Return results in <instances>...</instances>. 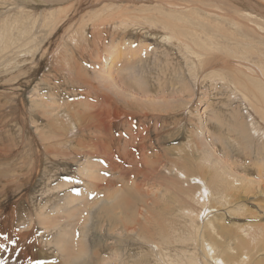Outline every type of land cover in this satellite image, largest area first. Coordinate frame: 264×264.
<instances>
[{"label":"rangeland","instance_id":"rangeland-1","mask_svg":"<svg viewBox=\"0 0 264 264\" xmlns=\"http://www.w3.org/2000/svg\"><path fill=\"white\" fill-rule=\"evenodd\" d=\"M76 1L0 0V261L19 264L30 247L34 264H159V251L170 249L178 264H192L202 256V244L190 241L192 218L198 227L210 229L209 221L230 233L244 226L251 236L264 235V33L244 19L236 29L201 8V1L219 8L224 0H104L99 7V0H82L83 15ZM168 2L183 4L175 11L192 13L211 31L195 26L194 49L152 36L143 46L134 31L110 21L123 10L151 17L147 27L162 31ZM131 42L142 52L136 59L126 50ZM114 47L121 48L112 49V65L107 51ZM197 51H205L207 71L200 70ZM113 111L121 123L106 133L102 124L116 118H101ZM198 143L205 149L198 151ZM230 175L255 183L254 194L239 190L224 203L227 185L237 189ZM63 182L70 187L60 188ZM202 186L206 209L198 202ZM43 219L58 229L46 231ZM178 235L188 242L173 245Z\"/></svg>","mask_w":264,"mask_h":264},{"label":"bare ground","instance_id":"bare-ground-1","mask_svg":"<svg viewBox=\"0 0 264 264\" xmlns=\"http://www.w3.org/2000/svg\"><path fill=\"white\" fill-rule=\"evenodd\" d=\"M104 0H99V1H96L95 4L97 7H99V5L103 2ZM158 1V0H157ZM161 1V0H160ZM159 1V2H160ZM163 1V0H162ZM166 2V0H164ZM169 1V0H168ZM192 1V0H191ZM208 1V0H207ZM218 1V0H216ZM264 1V0H263ZM262 0H250L248 2H245V0H224V1H220V5H219V8H217V5L213 2H206V1H201L200 4H201V8L206 12V14L208 15H216V16H220V20L223 19L225 20L226 22H228V25L229 26H232V27H235L236 29H241V25H240V19H244L245 21H247V23H249L250 25H252L253 27L251 28L252 30H254V33L255 31H261L264 33V9L260 8L263 3ZM112 2V1H111ZM139 2V1H138ZM82 0H77L76 3H75V11L76 12H79L80 15H83V13L85 12L84 10H82ZM124 3V2H123ZM157 3V2H156ZM162 3V2H161ZM197 3V2H196ZM242 3V4H241ZM252 4V6H250V4ZM256 3V4H254ZM177 5H180L179 3H176ZM176 4L172 3V2H168L167 4H165L166 8H170V12L169 14H163V17L160 19V22L163 24L164 26V29L162 31H158V30H155V28L153 30H150V28H148L146 24V22H150V21H147V18H151V17H148V16H144L142 14L140 15H136L138 17H130L128 16L129 14L124 13L123 10L122 11H119L118 15L114 16V18L110 21H114L117 19L120 21V26H126L125 27V30L127 29V32H131V31H134L133 33H136L135 36L138 35L139 37V40L140 42L142 41V44L143 46H146L145 44H143V42L145 41V39L147 37H150L152 36L153 39H161V40H165V41H168V42H171V43H174L176 45L179 44L182 48H184L185 50L187 51H190L192 49H194V41L196 39L199 40V37L197 36V33H199V29H203L202 33L203 34H208L206 33V31L209 29L206 30L205 26L203 25V20H196L195 19H190L192 17V13L190 12H186V14L184 15L183 13H179L175 10H177L176 8ZM243 4H246V6H249L246 7L245 5ZM105 5V4H104ZM161 5V4H160ZM183 6V4H181ZM180 5V6H181ZM194 5V4H193ZM184 6H187V5H184ZM189 6V5H188ZM199 6V5H198ZM257 6V7H256ZM124 7V6H123ZM126 7V5H125ZM130 7V6H129ZM133 7V6H132ZM160 7V6H159ZM189 7H192V6H189ZM188 7V8H189ZM197 7V5H196ZM195 7V8H196ZM215 7L217 9H221V13L219 14V12L215 11ZM251 7V8H250ZM264 7V5H263ZM105 8V7H104ZM109 8V7H108ZM108 8H106L108 10ZM112 8V7H111ZM187 8V7H186ZM125 9V8H124ZM165 9V8H164ZM185 9V7L183 8V10ZM200 9V8H198ZM180 10V9H178ZM189 10V9H188ZM104 10H100L99 12H103ZM112 11V10H111ZM182 12V11H180ZM159 13V12H158ZM133 14V13H132ZM112 16V15H111ZM203 16V14H202ZM215 17V16H214ZM69 18V15L65 16L64 19H68ZM202 18V17H201ZM217 18V17H216ZM63 18L61 19V21L64 20ZM203 19V18H202ZM140 20H144V22L140 21ZM156 20V19H155ZM217 20V19H216ZM157 21V20H156ZM243 21V20H242ZM159 22V21H157ZM156 22V23H157ZM206 22V21H205ZM213 22V21H212ZM223 22V21H222ZM160 24V23H159ZM206 24V23H205ZM210 24V23H209ZM213 24V23H212ZM198 26L199 29H197L195 26ZM155 26V25H154ZM217 25H215V28H216ZM219 27V26H218ZM217 27V28H218ZM123 28V27H122ZM213 28V27H212ZM210 29V30H213V29ZM95 29V32L99 31L98 28H93ZM124 29V28H123ZM221 29V27H220ZM217 32L219 29H216ZM214 31V30H213ZM222 31V30H221ZM77 32V31H76ZM211 32V31H209ZM104 33V32H103ZM220 33V31H219ZM262 33V34H263ZM93 34V33H92ZM95 34V33H94ZM210 34V33H209ZM214 34H215V31H214ZM248 34V33H247ZM132 35V34H131ZM191 37H190V36ZM243 35V34H242ZM112 36V39H113V35ZM262 36V35H261ZM106 37V36H105ZM211 37V36H210ZM264 37V36H263ZM133 38V37H132ZM230 38V37H229ZM235 38V37H234ZM202 39V38H201ZM101 40V39H100ZM109 40V37H106L104 39H102L100 41L101 43V46L102 44H106L105 42H107ZM136 40V39H135ZM138 40V42H139ZM150 40V39H149ZM211 40V39H210ZM86 41V40H85ZM230 41V40H229ZM88 42V41H87ZM203 42V41H201ZM205 42V41H204ZM213 42V40L211 41ZM232 42V41H231ZM235 42V41H234ZM240 42V41H238ZM109 43V42H108ZM216 43V41H215ZM233 43V42H232ZM84 44V43H83ZM126 45H128L130 49H126L127 51L129 50V53H128V56L129 57H132V58H137V56H140L142 54L141 50L138 49V47H135L133 44V42L131 43H125ZM237 44V43H236ZM131 45L133 46V48L131 47ZM82 46V45H81ZM80 46V47H81ZM85 46V45H84ZM83 46V47H84ZM218 46V45H217ZM103 47V46H102ZM109 47V46H108ZM196 47H197V44H196ZM195 47V48H196ZM212 47H213V44H212ZM211 47V48H212ZM121 48V47H120ZM119 47H114V48H111V50L107 51V54L109 55L108 59L110 58V63L109 64H114V61L112 60V56L114 55V53L118 52L120 50ZM145 48V47H144ZM209 48V47H208ZM218 48V47H217ZM115 51H113V50ZM142 49V47H141ZM198 50V49H197ZM201 50V49H200ZM82 51H80L79 53H81ZM203 52V51H202ZM205 52V51H204ZM203 52V54H204ZM210 52V50H209ZM212 52V51H211ZM215 52V51H213ZM194 55H196V57H199V62L201 64L200 65V70L202 72L204 71H207L208 70V67L206 65H208L207 63H210V61H205V60H202V56H205V54H200L198 51L197 52H193ZM207 53V52H206ZM93 54V53H92ZM151 54V53H150ZM81 55V54H80ZM193 55V54H191ZM262 55V54H261ZM76 56V55H75ZM214 56V55H213ZM219 56V55H218ZM100 59L101 56H99ZM225 57V56H224ZM239 57V56H238ZM223 58V56H222ZM235 58V57H233ZM243 58V57H242ZM227 59V58H226ZM237 59V58H235ZM134 60V59H133ZM99 61V60H97ZM103 61L104 58H103ZM77 62V60H76ZM100 62L102 61H99V64ZM207 62V63H206ZM79 63V62H78ZM221 63V62H220ZM238 63V62H237ZM254 63V62H253ZM76 64V63H75ZM258 64V63H257ZM80 65V64H79ZM105 65V64H104ZM111 65V66H112ZM250 65V64H249ZM78 66V65H77ZM235 66V64H234ZM239 66V65H238ZM218 67V66H216ZM240 67V66H239ZM79 68V67H77ZM97 68V67H96ZM109 68V67H108ZM114 67H111L109 70H108V78H111V83L113 85H115L117 83V81H115V78L113 77V72H111V69H113ZM251 68V67H250ZM85 70V69H84ZM99 70V69H98ZM192 70V69H190ZM75 71V70H73ZM87 71V70H86ZM90 71V69H89ZM101 72V71H100ZM98 72L102 77H103V73L101 72ZM263 72V71H262ZM119 74V73H118ZM123 74H119V78L122 77ZM237 83V82H236ZM237 88V87H236ZM240 88V87H239ZM246 96V95H245ZM70 97V96H69ZM247 97V96H246ZM58 111V110H57ZM100 113L103 115L104 112H96V114L100 115ZM95 114V113H94ZM105 117V120H103L101 118V123H104L109 117L112 119V118H116L114 120H110L111 122H106L105 124H102L104 126V131H106V133H110L111 130H115V126L116 124H119L121 123V119H122V115H118V112L117 111H113V112H109ZM100 123V124H101ZM57 126V125H56ZM240 125H238L239 127ZM243 126H241V129ZM61 129V128H60ZM78 129L75 125L73 126V130L72 132L74 134H80L78 132ZM97 129H102L101 126H98ZM239 129V128H238ZM62 130V129H61ZM58 131V130H57ZM99 131V130H98ZM245 131V129L243 130ZM242 131V132H243ZM101 140V139H100ZM117 141V140H116ZM115 141V138L113 140V144H116L117 142ZM105 143V142H104ZM104 143H96V145L98 146V149L99 150H103L106 148V146L104 147ZM197 150H202L204 148V146H201L199 143L197 144ZM205 149V148H204ZM111 151V150H110ZM259 151H261L259 149ZM207 154V153H206ZM127 156V155H126ZM203 165V163H201ZM211 164H208L207 165V168H210L211 169V166H209ZM213 165L214 166H219V161L217 160V162L213 161ZM197 167H201V166H197ZM203 167V166H202ZM202 167L200 168L201 171H204V169H202ZM224 168V167H223ZM93 169V168H92ZM199 169V168H198ZM199 170V171H200ZM220 170L222 171V168L220 166ZM225 170V169H224ZM262 170L264 171V166L262 168ZM209 172V170H208ZM212 173L215 175L216 178H222L224 177L223 175H225V173H220L219 172V169H213L212 170ZM248 174V172H247ZM89 175H92L89 174ZM227 175V174H226ZM185 176V175H184ZM195 176V175H194ZM209 176V175H207ZM93 177V175H92ZM232 180L230 182V185L233 184L235 188L237 189H234L232 187L229 186V184L227 185L228 188L227 189H230L231 190V193L226 195L224 193H222V200L224 201V203L227 200V197H230L231 199H234V198H238L239 197V190H242L243 192H245L246 194L248 193H253V190H251V186L255 185V183H253L252 181H249V182H246V180L244 179H238L236 178L235 176H232L230 175L229 176ZM192 178V177H191ZM207 177H202L201 178V183L206 184L207 180H206ZM197 179V178H195ZM190 181V180H189ZM240 182L239 186H235L237 182ZM226 179L224 178L223 180H221V182H219V185L221 187H224V184H225ZM217 183V182H216ZM228 183V182H227ZM247 183V188L244 187ZM263 184V182H260V184ZM74 184V183H73ZM109 184V183H108ZM71 185L70 182H63V184L60 185V188H64V187H67ZM99 186V185H98ZM205 186V189L207 188L208 190L210 189L209 186L207 185H204ZM204 186L200 187L201 188V196H199V200L198 202L200 204L203 205V207H205L204 209H206L208 203L205 202L206 201V198L205 197H208V194L207 192L204 190ZM232 186V185H231ZM70 187V186H69ZM256 187V186H255ZM254 187V188H255ZM202 188L204 190L203 194H202ZM223 190V189H222ZM72 193V192H71ZM121 193V192H120ZM120 193L118 195H120ZM125 193V192H124ZM75 193H72L70 195H68L69 199L68 201L70 202L71 200H74L73 199V196H74ZM191 194V193H190ZM195 194V193H194ZM241 194V193H240ZM247 194V195H248ZM254 194V193H253ZM251 194V195H253ZM263 194H264V187H263ZM77 195V194H76ZM82 196V195H81ZM85 197V196H84ZM122 197V196H121ZM197 197V196H196ZM244 197L243 199L246 200L249 196H242ZM77 198V197H76ZM200 198H203V200L201 201ZM230 199V200H231ZM125 200V199H124ZM196 200V199H195ZM77 201V200H76ZM79 201V200H78ZM68 202V204H69ZM123 202V201H122ZM128 202V201H127ZM197 202V201H196ZM118 203L119 205L120 204V201L118 200ZM124 203V202H123ZM71 204V203H70ZM126 204V203H125ZM196 204V203H195ZM130 205L129 203L127 204V206ZM223 206V205H222ZM111 207V206H109ZM222 208V207H221ZM220 208V209H221ZM107 209V208H106ZM194 209V208H193ZM203 209V210H204ZM61 209H59L60 211ZM201 210L199 211V213L196 215L198 220L200 219V217L202 218L201 215L204 214V211ZM42 211V210H41ZM39 211V213L41 212ZM239 211V210H238ZM245 211V210H244ZM192 213H194V211H191ZM240 212V211H239ZM238 212V213H239ZM44 220V219H43ZM197 221L195 220V218H192V224H193V229H194V233H195V237H191L192 239H190V241H194L195 244L198 246V245H201L200 246V250H201V253H202V256L201 257H196L194 258V262L192 264H264V258H260V253H264V235H262L260 238H256L254 236H251V233L250 232H244L243 229H244V226H241L240 229H242L240 232H236V233H230L228 231H226L222 225L219 224H214V223H211L208 221L206 224L209 226L210 229H207L206 228V225L204 227L203 226H199L198 225H194V223H196ZM42 223V222H41ZM43 224L46 226L45 227V230L47 231L48 229L49 230H56L58 229V226L57 224L58 223H52L50 227H48V220H44L43 221ZM34 225V224H33ZM128 227V226H127ZM35 228V227H34ZM131 228V226H130ZM61 229V228H60ZM12 230V229H11ZM177 230V229H176ZM60 231V230H59ZM13 232V230H12ZM176 232V231H175ZM32 233H37V231L35 230V232H32ZM67 233V232H66ZM179 233V232H178ZM177 233V234H178ZM243 233V234H242ZM27 234V233H25ZM242 234V235H241ZM32 235V234H30ZM68 235V234H67ZM1 236V235H0ZM15 236V235H14ZM20 236V235H19ZM34 236V235H32ZM61 236H62V233L59 234V239L60 240V244H59V247L62 248L63 246V243L61 241ZM161 236V235H160ZM190 236V235H189ZM22 237V236H21ZM233 238V242L231 241L230 243L228 242V240H231ZM20 238V237H19ZM195 238V239H194ZM228 240H227V239ZM7 239V238H5ZM3 240L4 242L7 240ZM27 239V237H26ZM30 239V238H29ZM203 240V243H201L200 240ZM17 240V239H14V241ZM19 241V239H18ZM21 241V240H20ZM153 241V240H152ZM184 241V242H183ZM5 242V243H6ZM50 242V241H49ZM56 242V241H55ZM64 242V241H63ZM187 243L188 242V239H185L184 237H182L181 235H178L176 240L173 242V245L176 244V243ZM193 242V243H194ZM13 243V242H12ZM19 243V242H17ZM16 243V244H17ZM32 243V242H31ZM58 243V242H57ZM171 243V242H170ZM207 243V245H206ZM27 244V243H26ZM67 244V243H66ZM159 244V243H158ZM2 246H4V244H1ZM19 245V244H18ZM65 245V243H64ZM189 245V244H188ZM69 246V245H68ZM79 247V246H78ZM209 247V248H207ZM227 247V249H225ZM20 248H22V246H20ZM30 247H27V249H24L22 251V253L20 254L19 258H20V261H19V264H34L33 262H35L36 260H38V258H36L35 254H33V252H30ZM65 247H63V251H64ZM185 249V248H184ZM197 249V248H196ZM82 250V249H81ZM164 250V249H163ZM226 250H228L227 252H225ZM0 251H2V247H0ZM5 251V249L3 250ZM2 251V252H3ZM173 251H176V250H173ZM187 252V251H185ZM199 252V250H198ZM44 253V252H42ZM10 254V253H9ZM197 254V253H196ZM6 255V254H4ZM193 255V254H192ZM8 256V254H7ZM187 255H185L186 257ZM1 257V256H0ZM11 257V256H9ZM56 257V256H55ZM161 257H163V259H161ZM194 257V256H193ZM8 259V257H7ZM12 259V258H10ZM9 259V260H10ZM43 259V258H42ZM187 259V258H186ZM13 260V259H12ZM189 260V258H188ZM199 260V261H198ZM8 261V260H7ZM56 261V258L55 260ZM1 262V261H0ZM3 262V261H2ZM0 263V264H7V262H5L4 260V263ZM178 261L175 260V258H173L171 256V250L169 249V251L166 253V252H163L162 250L159 251V261L158 263L159 264H178L177 263ZM36 263V262H35ZM12 264V263H11ZM57 264V263H56ZM181 264H185L184 262L181 263Z\"/></svg>","mask_w":264,"mask_h":264}]
</instances>
